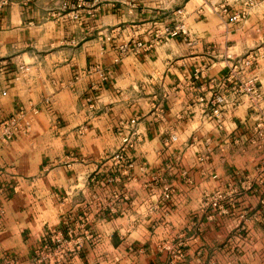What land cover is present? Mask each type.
<instances>
[{
	"label": "crops",
	"instance_id": "0c3cea01",
	"mask_svg": "<svg viewBox=\"0 0 264 264\" xmlns=\"http://www.w3.org/2000/svg\"><path fill=\"white\" fill-rule=\"evenodd\" d=\"M75 2L0 11V124L29 126L0 142V264H264V132L242 91L264 108V3L98 0L73 21ZM232 190L219 216L205 198Z\"/></svg>",
	"mask_w": 264,
	"mask_h": 264
},
{
	"label": "built area",
	"instance_id": "2783aa9c",
	"mask_svg": "<svg viewBox=\"0 0 264 264\" xmlns=\"http://www.w3.org/2000/svg\"><path fill=\"white\" fill-rule=\"evenodd\" d=\"M11 0H0V11H2L4 8H6L10 4ZM264 3V0H247V6L249 8L254 7L257 4ZM88 6V11L91 12V15L95 13L99 7L98 0H94L90 3H86L84 0H76L75 4L72 7V10L70 12L71 19L73 21H79L80 18V12L85 9ZM223 14H226V10H222ZM180 14V13H179ZM246 17L245 13L238 14L232 17L233 22H242ZM186 31L185 28L180 25L177 27L172 28L171 30H165L163 33V37L174 39L178 38L180 36H185ZM159 41V39L157 40ZM156 41V42H157ZM149 46H145L142 43H135L132 45H122L118 48L117 56L114 60V63L117 64L121 60H123L125 57L129 55H138L140 52H144L147 49H149ZM254 62V56L248 55L246 58H244L241 61H237L232 66V71L234 72H241L244 69H248L251 67L252 63ZM243 93L248 98V104L250 107V111L253 115H255V118H259L260 122L257 128L262 130L264 132V108H262V98L259 89L256 87L254 81L247 84V87L242 89ZM224 104V100L221 96L214 97L211 102V108L214 110V115L218 116V109L220 106ZM37 113L36 111H32V115L35 116ZM24 114L21 110L15 117L10 118L0 124V142L3 144H8L11 141H13L19 134H21L22 131H27L29 129V126L21 127V121L23 120ZM133 124V122H132ZM122 144L124 146L129 145L128 139H123ZM234 195L232 192L227 193H216L211 197H206V203H208L209 207L217 210L218 214L220 215H227V209H223L222 202L224 200H227V196ZM171 198V191L169 189L164 190V194L162 196V199L164 202L169 201ZM231 209H233V206H231ZM52 242L57 245L56 247H59L61 245L58 237H54L51 239ZM79 245V244H77ZM43 250H46V246H44Z\"/></svg>",
	"mask_w": 264,
	"mask_h": 264
},
{
	"label": "rangeland",
	"instance_id": "374dc122",
	"mask_svg": "<svg viewBox=\"0 0 264 264\" xmlns=\"http://www.w3.org/2000/svg\"><path fill=\"white\" fill-rule=\"evenodd\" d=\"M232 193L235 194L234 190H232ZM226 198H227V200H224L222 202V206H223L224 210L227 209V211H228L227 215H220V214H218V211L215 210L219 216H223V217L229 216V215H231V212L234 211L236 203L230 199V196L229 197L227 196ZM231 206H233V209H231ZM178 252H179V250L175 251L174 257H178L179 254H181V253H178Z\"/></svg>",
	"mask_w": 264,
	"mask_h": 264
}]
</instances>
